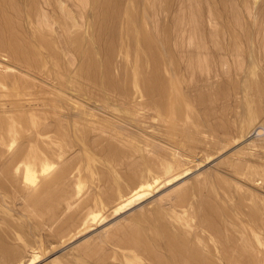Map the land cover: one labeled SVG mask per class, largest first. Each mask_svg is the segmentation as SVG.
<instances>
[{"label":"rangeland","instance_id":"rangeland-1","mask_svg":"<svg viewBox=\"0 0 264 264\" xmlns=\"http://www.w3.org/2000/svg\"><path fill=\"white\" fill-rule=\"evenodd\" d=\"M206 1L218 15L231 13V19L238 10L242 26L236 29L238 41L223 44L228 63L225 67L235 68L239 57L236 47L245 61L252 53L256 62L255 74L251 69L240 71L233 79L238 86L243 80L250 96L251 91L255 97L260 93L264 96V0H232L235 3L201 0ZM152 2L95 0L94 4L99 7L104 3L114 5L112 10L121 12V17L125 16L129 23L131 17L135 28L121 25L119 34L115 35L112 20L105 23L100 12L84 14V23L77 30L84 33L81 37L93 40L86 46L90 56H85L77 44L70 45L68 52L58 48L59 66L50 68L54 73L61 69L67 76L77 78L72 87L75 90L70 88V92L67 88V93H62L68 99L58 109L60 111L57 110L58 115L49 108L52 102L38 100L32 92L23 90L10 77L2 78L0 74V107L8 111L5 114L12 116L20 131L15 144L31 141V134L39 127L51 132L52 135L45 136L48 142L52 138L55 140L47 144L54 155L48 175L43 176L40 172L39 176L22 184L15 170L8 172L0 168V264H231L232 261L264 264V114L253 118L252 112L236 111L242 103L221 96L213 103L216 115L204 117L206 120L196 131L195 114L177 110L179 105L174 99L172 83L175 63L173 21L177 10L186 9L188 1L185 5V0ZM232 4L236 5L231 7ZM56 14L55 17L52 13L59 24V14ZM15 16L6 0H1L0 19L8 21L3 24L7 36L11 31L18 34L23 41L20 51L35 48L43 61L51 63L55 56L40 46L31 18L20 23ZM56 34V31H48L44 35L55 39ZM213 49L219 51L217 47L213 46ZM221 70L220 67L219 73ZM107 73L123 84V90L116 89L114 97L106 96L101 87L94 84V78L104 82ZM154 75L160 80L155 84L156 94L149 95L145 89H138L144 82H153ZM219 78H216L217 86L224 81ZM161 81L166 82L165 89ZM120 92H123V101L119 99L120 95L118 97ZM239 92L240 87L238 95ZM46 95L51 96L49 92ZM147 102L153 105L147 106ZM43 104L48 107L44 111ZM225 104L230 109L225 110ZM74 105L85 108L88 115L77 116ZM70 116L75 119L71 120ZM123 117L126 119L121 126L117 121ZM0 118H3L1 114ZM33 120L39 122L34 125ZM246 122V128L242 129ZM216 123L220 125L216 126ZM189 127L191 137L183 138L182 134L190 132ZM114 130L121 132L114 135ZM58 132L65 137L57 139ZM112 145L132 149L130 160L116 164L108 156ZM151 156L163 162L174 164L175 161L180 170L159 181L150 176L152 185L149 189L134 197L135 200L132 198L133 202L121 204L123 198H117L115 187L111 186L119 182L122 192H135L140 184L136 185L131 169L142 166ZM3 160L0 157V166ZM180 161L184 162L183 166ZM129 162L133 166L127 165ZM60 169L66 171L65 177L53 179ZM38 182L46 183L47 188ZM26 187L29 193L32 190V200L45 194L43 207L32 211L33 208L25 206ZM34 192L38 195L34 196ZM59 193L64 197L61 195L62 200H55ZM50 208L51 213L48 212ZM89 211L93 212L87 218ZM61 225H65V230L60 233ZM135 240H139V248ZM244 245H247L246 252Z\"/></svg>","mask_w":264,"mask_h":264},{"label":"bare ground","instance_id":"bare-ground-1","mask_svg":"<svg viewBox=\"0 0 264 264\" xmlns=\"http://www.w3.org/2000/svg\"><path fill=\"white\" fill-rule=\"evenodd\" d=\"M182 1L184 2V0H182ZM187 1H188V4L186 6L187 8L186 7H185L186 9H184V7L179 8V10H177L178 11L177 15L175 16V19L173 21L174 22L173 27L175 29L174 39H173L175 63L173 64V70H172V73H173L172 75L174 76L172 83L174 86V88H173L174 89V99L179 105V108L177 110L178 111L184 110V112H187L188 115H191L193 113L195 114L194 116H195L196 120L194 123L196 124V127H194V129H196V131H197V129H199V126L203 125L204 120H206L205 119L206 116L209 117V115H212V114H214V116L216 115V110L213 107V103L215 100H217L221 96H222L221 98H223L225 100H228V99L232 100L234 98L235 101L237 100L236 102H238V104L242 103V106H240L236 111L252 112L253 118L255 116H258V115H263L264 114V96H263V94L257 93V94H259V96L257 95V97H255L252 95L253 91H251L252 94L250 96L248 91H247V89H249V88H246L243 80H240L239 81L240 83L238 82L239 83V86H238L237 82L234 81V79H233V77H236L235 73L236 72L240 73V71L248 72L251 69V73L255 74L256 62L254 61L252 53H250L249 60L245 61L241 56V50L240 49L237 50V47H236V53L239 54V57H238V59H236L237 62H236L235 68L230 69L229 67H227V65L225 67V64H228V63H226L227 62V60H226L227 55L225 54L226 55V57H225L224 51H223V44H224V42L228 43L231 41H233V42L238 41V38H237L238 35L236 33V29H237V27L242 26L241 19H240L241 17L240 16H239L240 18L238 17V13H239L238 10L235 11V13H234L233 10H236V8L235 7L233 8V10H232L234 13V14L232 13L233 14L232 15L233 21H231L232 19L229 16V15H231V13H229V15L228 14L227 15H218V13H216L218 11H215L213 9V7L209 3V1H206V3H204L205 0H204V2H201V0H185L184 5L187 3ZM60 2L64 3V5H61ZM153 2H154V0H153ZM153 2H152V4H153ZM232 2L235 3V1H232ZM6 3H8V5L12 8L13 12L16 15L15 17L18 18L20 23H22V21H24V20H29L31 18V24H33L35 37L40 42V46L45 48L49 53H51L53 56H55V58L52 60L51 63H48L46 61H43L40 58V56L36 53L35 48L34 49L26 48L23 51H20L21 47L23 46V44H21V42H23V41L19 38L18 34L14 33L13 31H11L10 34L7 36V31H4L3 24H4V22H8V21L5 20L2 22L0 19V74H1L2 78L10 77L12 79L13 83L16 86L22 88L23 90L27 89L30 92H32V94H34L36 97H38L37 98L38 100L46 99L47 101L52 102L53 104H51L49 108L53 109L54 115L55 114L58 115L57 110L59 108L63 107L65 100L68 99V98L66 99V97L62 93H64V91L66 92L67 88H69V90H70V88L75 90L72 87L75 85V83H77L76 77H75L76 78L75 79V78H71V77L67 76L66 72L62 71L61 69H59V71H57L55 73L52 70H50L52 65L59 66L58 60H57V56H58L59 51L57 49L61 48V50L67 51V49L70 48V45L77 44L79 49H81L82 52L85 53V56H87V57L90 56V52L86 51V46L91 45L93 43V40L91 38L86 39V38L81 37V35H83L84 33H80L77 30V28L79 26H81L82 23H84V21H83L84 14L89 13V12L92 14H95V13L98 14V12H100V18L105 23H107L109 20H112L115 23L112 27V32L115 35L119 34L118 28L121 25H123V26L128 25L129 28H131V27H133V29L135 28L134 27L135 23H133V20L131 19V17H130V23H129L128 19H126L125 16L121 17V15H120L121 12L119 13V11H116L115 9L112 10V8H115L114 5L111 7V6H109V3L108 4L104 3V4L100 5V7H99V6L94 4L95 0H93V2H91V0H30V2L27 1V3H25V4L20 3L19 1L6 0ZM256 3H257V1H256ZM205 4H207L208 8L205 6ZM53 5H54V8L51 9V7ZM184 5H181V6H184ZM233 5L235 6L236 4H232L231 7ZM117 8H118V6H117ZM229 9H227V12ZM107 10H109V11H107ZM224 10H226V9H224ZM57 12L59 14V18H58L59 24L57 23V20L52 15V13H53L56 17ZM219 12H221V11L219 10ZM252 12H253V10H252ZM254 24H255V22H254ZM219 25H222L223 28L219 27ZM155 27H157V26H155ZM157 29H158V27H157ZM48 31H51V32L56 31L58 34V35L56 34L57 37H54L55 39L46 38L47 36H45L44 34L48 33ZM118 36L121 37V34ZM213 46L217 47L219 49V51L215 52L213 49ZM250 47H252L251 44H250ZM69 54H70V52H69ZM238 54H237V56H238ZM231 57H233V56H231ZM233 59H234V57H233ZM93 67H96V65L93 64ZM220 67L222 68V70H221L222 73H219ZM239 73H237V74H239ZM219 77L224 79V81H222L221 84H219V86H217L216 85V78H219ZM51 78H52V80L48 81V79H51ZM225 78H227V79L225 80ZM70 79L74 80V81L71 82ZM94 80H95L94 84L101 87V90L104 92V94L106 96H113V93L116 92V89L123 90V84L120 81H117L116 79H114L110 73L106 74V76L104 77V82H99L97 78H94ZM151 80L153 82H149V81L144 82L143 81L144 83L139 85L138 89H141V88L145 89L144 91H146L149 95L156 94V92H158V91H157L155 84L158 81L160 82V80H159L157 75H154V77L152 76ZM252 81H253V79H252ZM80 82H82V81H80ZM161 82L163 85L162 88L165 89L167 87L166 82L165 81H161ZM253 84L256 85L255 83H253ZM260 84H261V82H260ZM182 85H184V86L182 87ZM262 86H261V88H262ZM238 87H240V92H239L240 95H238V93H237ZM249 87H251V86H249ZM254 87H256V86H254ZM262 89H264V88H262ZM253 90H256V89H253ZM81 91H78V92H81ZM47 92H49V94L51 95L50 97H47V96H49V95H46ZM70 92H71V90H70ZM255 92H258V90L254 91V93ZM73 93L75 94V92H73ZM77 93H76V95H78ZM69 94L71 95V93H69ZM122 94H123V92H120L118 94V97L120 95L121 97L119 99L123 101ZM86 95H88V94H86ZM86 95H83V96H86ZM72 96H74V95H72ZM74 98H76V97L74 96ZM79 98H81V96ZM92 98L96 99V97H93V96H92ZM76 99H78V98H76ZM77 101H75V102L78 103ZM228 103H226V104L228 105ZM226 104L224 106L225 110H227L230 107V106L227 107ZM39 105H42V103H40ZM146 105L152 106L153 103L147 102ZM43 106H44V107H42L43 111L48 108L46 106V104H43ZM74 108L77 110V116L78 115L79 116L84 115V117H85V115L87 114V110L85 108L78 107L77 105H74ZM195 109H197L198 113L194 112V111H196ZM231 109H232V107H231ZM58 111H60V110H58ZM110 111H112V110H110ZM7 112L8 111L2 110L0 107V114L3 117V118H0V157L4 158L0 168L2 167V169L6 170L8 172L15 170L16 174L21 177L20 181L22 182V184L27 183V181H29V180L31 181L32 177L39 176L40 172H42V174L44 176L47 173V170L49 169V167L51 166L50 164H52L51 162L53 161V158H54L53 152L48 148L47 144L49 145L52 142H54L55 140H53L54 138H52L50 140V142H48V140L45 138V136L51 134V132L46 131V128H44V127L43 128L39 127V129H36L35 132L33 134H31V139H30L31 141L27 142L26 144L20 143L19 145H17L15 143L20 138V136H19L20 131L18 130L17 126L15 125V123H14L15 120L12 118V116L6 115ZM15 112H18V110ZM12 113L13 112H11V114ZM107 113H108V111H107ZM110 114H113V113H110ZM39 117L42 118V116H39ZM86 117H91V116H86ZM70 118H71V120L75 119V118H72L71 116H70ZM91 118H93V115ZM84 119H87V118H84ZM125 119L126 118L123 117L120 119L121 121H117V122L119 124H121V126H122V125H124ZM88 120H90V119H88ZM77 121H79V120H77ZM38 122H39L38 120L32 121V123L34 125H36V123H38ZM94 122L99 123L98 121H94ZM249 122H251V121H249ZM118 123H117V125H119ZM247 123L248 122L244 123L245 125L243 124L241 126V128L242 129L246 128ZM101 124H103V123H101ZM218 125H220V124L216 123V126H218ZM103 126L106 127L108 125H103ZM94 127L97 128V126H94ZM98 129H101V128H98ZM188 129L190 131V127ZM260 130H259V134H261ZM243 131H245V130H243ZM113 132L114 133H112V132L111 133L115 135V133L117 134V133H120L121 131L119 132L118 130H114ZM191 132L192 131H190L189 133H186V134H182L181 136L183 138L188 139L189 137H191L190 136ZM55 137L57 139H59V138L65 137V136H64V134L58 132V133H56ZM114 139H115V136H114ZM114 139H112V140L115 141L116 139L115 140ZM109 140H111V139H109ZM38 142L40 143L39 145H38ZM183 144H185L184 141H183ZM31 145H32V147H31ZM152 148H154V147H152ZM159 150H162V148H160ZM131 152H132V149H130V148L126 150V149H121V148H118V147L112 145L111 149L108 153V156L116 164L120 165L121 163H123L125 161L128 162L130 160ZM163 152L161 154H163ZM171 153H173V152H171ZM182 161H180V164H182V166H183L184 162H182ZM127 165L133 166V164L131 165V162L127 163ZM62 168L64 169V167H62ZM131 170L134 172L133 177L136 178V185H137V183L140 184V186L138 185L139 187H137L139 189H136L135 192H133V190H132L133 193L132 192H122V185L119 182L116 184L117 186L116 185L111 186V188L115 187V192L117 193V196H118L117 198H119V199L123 198V200L121 201V204L124 202L128 203L129 201L133 202L135 200L134 197L136 198V197L140 196L145 191V189H149L152 185L151 183H149V177L150 176L153 179H156L157 181H159L158 179L165 177V176H171L172 174L175 173V171L180 170V165L175 161H174V164L171 162H163V161L157 160L155 157L151 156L146 160V162L142 166L133 167ZM65 172L63 170L61 171V169H60L59 172L54 173L53 179H56V180L57 179L60 180V178L62 179L63 176L65 175ZM151 172H152V175H151ZM46 175H48V173ZM156 180H154V181H156ZM41 182H43V179ZM46 182H49V181H46ZM51 183H53V182H51ZM38 184H40V186L46 185V183L41 184L39 182H38ZM156 184H157V182H156ZM52 185H54V184H52ZM48 186H50V185H48ZM33 187H35V186H33ZM45 187H42V188H45ZM24 189H25V193H24L25 206L31 207V209L33 208L32 211H36L35 210L36 208H40V207H43L45 205V200H44L45 194L43 196L40 194L38 197H36L32 200L31 194H30L32 192V190L29 193V191H27L28 187H26ZM44 192H46V191H44ZM35 193L36 192H34V194ZM112 193H113V191H112ZM130 193H132V194L129 195ZM63 194H66V193H63ZM37 195L38 194H35L34 196H37ZM61 195L62 194H60V193H59V195L57 194L56 195L57 198L55 200H62V196L64 197V195H62V196ZM132 198L134 200H132ZM104 200H107V202H108L109 199L105 198ZM110 208H111V206H110ZM82 210H83V207L80 209V211H82ZM37 211H38V209H37ZM80 211H78V212H80ZM48 212L51 213L52 209L50 208L48 210ZM78 212H76L74 214L76 215V214H78ZM92 212L93 211L88 212L89 214H88L87 218L90 217L89 215H91ZM94 217H95L94 219H96V216H94ZM64 228H65V225H61L59 227V232L60 233L64 232V230H65ZM134 242H135L136 247H138L139 240H135ZM246 246L247 245L243 246V247H245V252H246ZM248 246H249V244H248ZM239 249L244 250L242 248H239ZM249 250H251V248L248 249V252H250ZM230 251H232V250H230ZM248 252H247V254H249ZM231 254H233V252ZM236 255H239L238 252H236ZM229 258H230V256H229ZM229 258L227 257V259H229ZM192 264H194V263H192ZM231 264H238V263L232 261Z\"/></svg>","mask_w":264,"mask_h":264}]
</instances>
